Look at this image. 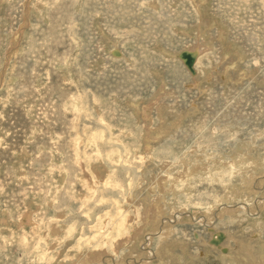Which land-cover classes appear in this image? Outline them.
I'll return each mask as SVG.
<instances>
[{"label": "rangeland", "instance_id": "1", "mask_svg": "<svg viewBox=\"0 0 264 264\" xmlns=\"http://www.w3.org/2000/svg\"><path fill=\"white\" fill-rule=\"evenodd\" d=\"M0 251L264 264V0H0Z\"/></svg>", "mask_w": 264, "mask_h": 264}, {"label": "water", "instance_id": "2", "mask_svg": "<svg viewBox=\"0 0 264 264\" xmlns=\"http://www.w3.org/2000/svg\"><path fill=\"white\" fill-rule=\"evenodd\" d=\"M113 56H120V53L116 50H114L113 52ZM180 60L182 61V63L184 64V66L186 67V69L191 73V74H195V70L193 67L194 61H195V54L189 53L188 51H183L180 55H179ZM222 234L220 233V238L216 239L215 242H212L213 244L217 245L218 242L220 241V239L222 238Z\"/></svg>", "mask_w": 264, "mask_h": 264}, {"label": "bare ground", "instance_id": "3", "mask_svg": "<svg viewBox=\"0 0 264 264\" xmlns=\"http://www.w3.org/2000/svg\"><path fill=\"white\" fill-rule=\"evenodd\" d=\"M219 39V38H218ZM258 45V44H257ZM197 51V50H196ZM189 52V51H188ZM190 53V52H189ZM169 54V53H168ZM195 54V53H194ZM253 58H255V57H253ZM195 63H196V55H195V61H194V64H193V67H194V65H195ZM212 63V62H211ZM242 63V62H241ZM203 66V65H202ZM217 67V66H216ZM219 67V66H218ZM233 71V70H232ZM246 71H247V69H246ZM258 71V70H257ZM5 73V72H4ZM243 78V77H242ZM209 80V79H208ZM243 82V81H242ZM209 83H210V81H209ZM232 83V82H231ZM245 83V82H244ZM238 84V83H237ZM243 84V83H242ZM239 88H240V86H239ZM200 91V90H199ZM208 93V92H207ZM222 93V92H221ZM201 95H202V93H201ZM199 97V96H198ZM194 102V101H193ZM198 103V102H197ZM194 107V106H193ZM50 110V109H49ZM193 116V115H192ZM48 117V116H47ZM206 117V116H205ZM191 119V118H190ZM201 119V118H200ZM204 122V121H203ZM103 123V122H102ZM218 123V122H217ZM201 124V123H200ZM204 124V123H203ZM210 124V123H209ZM232 125V124H231ZM210 127V126H209ZM125 129V128H124ZM124 133V132H123ZM142 135V134H141ZM136 136H137V134H136ZM186 136V135H185ZM123 137V136H122ZM255 137V136H254ZM181 138V137H180ZM111 140V139H110ZM255 140H256V138H255ZM96 141V140H95ZM257 141V140H256ZM52 142V141H51ZM217 142V141H216ZM228 143H229V141H228ZM187 144V143H186ZM86 146V145H85ZM113 146V145H112ZM158 146V145H157ZM163 148V147H162ZM247 148V147H246ZM225 149V148H224ZM79 151V150H78ZM227 151V150H226ZM235 151V150H234ZM151 152V151H150ZM149 154V153H148ZM118 155V154H117ZM188 156V155H187ZM112 157V156H111ZM234 157V156H233ZM217 158V157H216ZM226 158V157H225ZM126 159V158H125ZM133 159V158H132ZM166 159V158H165ZM169 159V158H168ZM183 159V158H182ZM112 160V159H111ZM58 161V160H57ZM183 161H184V159H183ZM189 161V160H188ZM193 161V160H192ZM236 161V160H235ZM139 162V161H138ZM184 163V162H183ZM249 164V163H248ZM150 165V164H149ZM190 165V164H189ZM195 165V164H194ZM221 165V164H220ZM232 165V164H231ZM260 165V164H259ZM245 166V165H244ZM227 167V166H226ZM139 171V170H138ZM199 171V170H198ZM263 171V170H262ZM253 172V171H252ZM164 173V172H163ZM232 173V172H231ZM196 174V173H195ZM198 175H199V173H198ZM223 176V175H222ZM233 176V175H232ZM199 177V176H198ZM197 177V178H198ZM218 177V176H217ZM172 179V178H171ZM202 179V178H201ZM111 180V179H110ZM198 181V180H197ZM179 182V181H178ZM94 183V182H93ZM103 184H104V182H103ZM186 184V183H185ZM180 186V185H179ZM186 186V185H185ZM259 186V185H258ZM249 189V188H248ZM90 192V191H89ZM186 193V192H185ZM91 194V193H90ZM49 195V194H48ZM238 200V199H237ZM234 201V200H233ZM121 203V202H120ZM225 203V202H224ZM189 204V203H188ZM221 204V203H220ZM24 205V204H23ZM121 205V204H120ZM188 206V205H187ZM257 206V205H256ZM249 208V207H248ZM88 210V209H87ZM250 210V209H249ZM149 211V210H148ZM206 211V210H205ZM227 211V210H226ZM240 211V210H239ZM204 212V211H203ZM202 212V213H203ZM101 213V212H100ZM177 213V212H176ZM133 214V213H132ZM148 214V213H147ZM242 214V213H241ZM110 215V214H109ZM149 215V214H148ZM145 217V216H144ZM149 217V216H148ZM147 217V218H148ZM35 218V217H34ZM89 218V217H88ZM146 218V217H145ZM151 218V217H150ZM153 218V217H152ZM40 219V218H39ZM222 219V218H221ZM240 219V218H239ZM138 220V219H137ZM254 221V220H253ZM51 222V221H50ZM228 222V221H227ZM151 223V222H150ZM39 224H41V223H39ZM235 224V223H234ZM129 226V225H128ZM89 227V226H88ZM94 227V226H93ZM74 228V227H73ZM68 229H70V228H68ZM19 230V229H18ZM88 230V229H87ZM118 230V229H117ZM124 231V230H123ZM24 233V232H23ZM56 233V232H55ZM125 237V236H124ZM167 237V236H166ZM233 239V238H232ZM160 240V239H159ZM76 241V240H75ZM142 241V240H141ZM26 242V241H25ZM86 242V241H85ZM128 242V241H127ZM159 243V242H158ZM169 245V244H168ZM4 247V246H3ZM46 247V246H45ZM6 248V247H5ZM8 250V249H7ZM252 250V249H251ZM88 252V251H87ZM113 252V251H112ZM0 253H1V251H0ZM95 253V252H94ZM2 254V253H1ZM7 255H8V253H7ZM95 257H96V255H95ZM107 257V256H106ZM109 257V256H108ZM102 258V257H101ZM111 258H112V256H111ZM224 258V257H223ZM229 260V259H228ZM1 261V260H0ZM3 262V261H2ZM9 262H11V261H9ZM111 262H112V260H111ZM7 262H5V264H6ZM1 264V263H0ZM4 264V263H3ZM9 264V263H8ZM12 264V263H11ZM251 264V263H250ZM253 264V263H252ZM255 264V263H254Z\"/></svg>", "mask_w": 264, "mask_h": 264}]
</instances>
